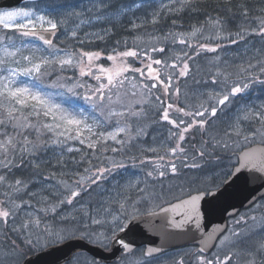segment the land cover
<instances>
[{"label":"snow or ice","instance_id":"snow-or-ice-1","mask_svg":"<svg viewBox=\"0 0 264 264\" xmlns=\"http://www.w3.org/2000/svg\"><path fill=\"white\" fill-rule=\"evenodd\" d=\"M172 2V0H170ZM196 0H179V7H167L161 4V8H166L168 13L179 14L186 8H191L192 11L197 9L194 7ZM118 6V0H107L106 3L102 4L105 9L116 8ZM49 10L47 12L41 8L40 4L37 3L32 8H12L0 10V27L5 30L13 31L17 33L20 37H30L36 41H40L43 45L47 46V49H41L38 45H31V51L28 55H23L24 49L28 48L29 45L22 44L21 47H16L13 43V37L10 35H0V128L4 131L0 132V168L4 170V174H0V186H5L8 191L4 193L6 199L0 200V224L4 228H9V221L12 220V226L10 231L20 234L23 245L27 246L30 250L37 248L41 245V236L39 234L34 235L31 229L39 227L41 219L39 216L34 215L32 211H28L24 217L20 218V222L17 224L16 218L19 213L23 211L22 205H30L32 199L37 197L36 192L26 191L31 183V180H26L24 178H14L13 169L17 171H22L25 168L31 167L34 170L40 168V163L35 161L36 153L41 149V147L46 143L43 139L46 133H51L56 139H52L48 142L52 144H64L68 140H77L80 144H87L89 149H94L97 151H106L103 142L107 140L115 141L117 144H125L129 140L143 134V128H138L135 132V136L132 132V126L127 122L128 118L139 117L144 115L143 107L134 109L133 105H143L145 104L146 97L145 92L149 95L152 94V90L157 88H162L164 95H172V80L173 75L177 69H179L177 79L179 77H186L189 75V61L192 56L188 52H182L175 55L172 63H168L166 60L152 59L147 51L142 53L137 50L129 49L123 52H115L114 54H109L107 60L111 61L110 67H104L96 63L101 56L102 52H83L77 54L73 52H67L63 56H52L49 53L48 56L37 55L38 52L47 51L48 49H54L55 45L53 41L48 38L49 35H54L59 27V25L66 23L67 18H79L83 15L81 11H77L76 5L71 3H60L58 5H45ZM79 7H83L80 5ZM97 4L93 3L92 8H96ZM139 7V5H136ZM63 10V12H61ZM91 11V9H89ZM61 13L65 19L57 20L56 14ZM160 13L156 12L153 14L152 22L156 23L157 18ZM244 15L247 16V10H245ZM96 19L111 21V17L100 15L95 17ZM259 24L257 28L251 29L252 32L264 37V17L258 18ZM88 23L86 20H81V24ZM173 25L177 23L176 20L172 21ZM206 23L215 30L216 36L222 35L223 23L220 19L209 18ZM77 28L80 25H76ZM204 30V25L200 27L193 26L191 32L187 33H169L163 37L164 40L172 38V43L177 42L181 45H185L189 48L195 46V55H199L201 51L215 52L217 48L221 47L220 44L211 46L207 43H193V38L197 37L198 33L202 34ZM247 29L241 28L239 32L235 35L240 39H244V34ZM76 31L71 32L72 37H76ZM216 37H213L215 39ZM235 44L237 41L235 39L230 41ZM11 46V50L9 48ZM152 52L165 51L164 47H153ZM19 55V59H15ZM141 55L148 59L147 64L142 63V67L133 68L127 63L128 57L139 58ZM51 57V58H50ZM86 58V62H85ZM218 60L219 57H216ZM182 66H181V63ZM260 65V74L264 75V61H258ZM13 64L15 65L13 67ZM56 65L59 66V71H64L66 67H74L79 70V77H91L93 80L97 81L95 86L86 85L84 83L73 82L71 77H59L55 80L52 77L56 74ZM155 65V66H154ZM158 66V67H156ZM256 65L249 63L247 68L240 67L238 69L239 74L243 73L246 77H252L248 83H239L234 81L233 86L230 91L224 93L219 92H209L208 99L213 101L214 104L210 108V114L212 116L217 115V106L225 105L226 103H231L230 97H234L237 94L245 92L249 88L250 84L260 83L264 84V80L260 79L259 76L253 75L250 71L255 68ZM51 68V71H45V69ZM147 70V75L145 76V71ZM138 73L142 78L137 83L135 78L129 77L128 73ZM221 73L217 70V75ZM226 75H231L230 73ZM79 77L76 79L78 80ZM45 79L51 81L50 83H45ZM106 80V82H104ZM145 80L155 81L149 85ZM63 81V82H62ZM212 83H217L216 77L213 76ZM227 83V81H225ZM126 84L131 85V89H139L141 99L132 101L126 106H123L122 111H117L111 105L115 103L112 99L113 89L123 88ZM80 89H85L86 94L83 99L87 101L93 108V110H99L100 114L104 116V119L110 120L112 118L116 119L117 126L113 131H99L100 121L92 119V123H88L90 117L87 113L77 107L73 97L80 96ZM180 88H176L175 94L179 95ZM132 96H136L137 92L132 91ZM124 95H127L125 93ZM117 101L120 100V92H116ZM155 99L160 101L157 105L159 112H162L160 119L166 121L168 124L172 125L175 130H169V140H175V144L172 147H164L166 154H170L174 158H179L181 154L184 158H187L186 150L182 146L181 142L185 141L186 134L196 126L204 128L205 126V116L208 115L209 109L204 107L202 103L196 110H188L187 106L174 105L172 103H167L164 106L161 97L156 96ZM105 109L107 112L105 113ZM203 109V110H200ZM173 114L176 118H173ZM51 118L50 122H45L47 118ZM182 117H190L191 122H188ZM199 118V119H197ZM255 120L259 122L260 127L256 128L254 131L250 132L249 135L255 137L257 134L264 136V104L260 106V109L253 110L248 108L242 117L237 120V123L230 129L232 133L236 136H240L242 132L241 121ZM123 124L121 126V122ZM155 123V121H153ZM10 126L12 131L8 132L7 127ZM35 133V139H30L32 133ZM87 133V135H85ZM123 133L126 140L118 139V134ZM63 137V139H60ZM228 132L224 133V136L217 140L213 139V143L217 147H223L225 150L228 148L230 140ZM245 140L248 139L247 136L244 137ZM207 143V142H205ZM68 152H73L74 149L71 147L67 148ZM75 151H80L76 149ZM112 152H117V148H112ZM149 152H157L156 148L147 149ZM201 158L204 157L205 151L198 150ZM28 157L33 159L26 163ZM84 157H82L83 159ZM19 163H16V160ZM63 160V157H61ZM154 164L152 171L147 172V176L152 177L154 172L159 176L163 177L166 172L163 170L165 168L169 169L171 173H177V164L169 160L165 163V155H158L154 160L151 161ZM91 163V162H89ZM111 167H99L95 171L92 168H85L84 172L87 175L76 173L75 175L78 179L73 180L69 183L68 180L59 179L57 180V189L51 193V196L41 195L37 200L40 205L39 212L47 215L49 212H56L57 209L63 205H72L74 201L80 197L88 189L85 185H96L98 181L106 179V173H111L116 169L123 168L122 163H117L109 160ZM239 167L232 172L229 179L238 178V174L245 167H251L258 172L264 173V156L253 158L246 155H241L238 160ZM185 167L197 168L199 165L185 164ZM55 176V173L52 174ZM63 176L64 174L61 173ZM129 188H135L137 192L144 193L145 189L139 188L138 184L135 182L125 185L121 189L120 198L116 200L109 201V204H118L119 211L117 214L109 211L108 208H103L102 211L106 215L112 217V221L116 222L121 219V217H127L128 219H133L128 213V207L130 205L129 197L124 195ZM63 189V191H60ZM28 196L30 199H23L22 195ZM209 193L205 190L201 194L190 195L187 200L181 202V207L185 208V219L180 223L174 222V227H181L182 224L188 221H194L197 228L200 227L199 224V202L202 195H208ZM214 195V194H213ZM55 199V203H53ZM136 201H131L134 205ZM135 211V208H133ZM162 212H166L167 209L161 208ZM88 214L85 213V216ZM62 219H64L62 217ZM241 219H245L241 217ZM254 219V218H253ZM91 223L94 225H101L105 223L104 220L92 218ZM127 227L125 223L124 227H120L117 223L115 228L118 231L123 232ZM72 230L62 229L59 232H51L45 230L43 235L44 243L47 244L50 239L52 240H62L65 233H70ZM240 233L231 232L228 236H224L217 248L227 244L233 243V238L240 236ZM103 234H97V242H103ZM113 239H115V232H113ZM215 237V232H210L205 241L202 242V247L199 249L201 253L205 251L208 246V241H211ZM119 243L123 246L125 251H130L129 244L125 241L120 240ZM22 249L17 243V240L13 239L10 241L9 250L0 253V264H8L13 260L14 257L22 254ZM159 249L149 248L148 253L158 252ZM241 253L236 251H229L228 254L224 255L221 259L218 255H213L208 258L204 255H200L198 259V264H231L234 256H238ZM258 254L264 255V239L258 241L255 245V251L247 250L243 251V255L247 257L244 264H257L256 257ZM178 264H183V260L178 261ZM260 264H264V259L261 260Z\"/></svg>","mask_w":264,"mask_h":264},{"label":"rangeland","instance_id":"rangeland-1","mask_svg":"<svg viewBox=\"0 0 264 264\" xmlns=\"http://www.w3.org/2000/svg\"><path fill=\"white\" fill-rule=\"evenodd\" d=\"M107 0H26L18 6L5 7L4 9L12 8H32L37 3L41 8L47 12L49 9L45 5H58L60 3H71L76 5L77 11H81L83 15L79 18H67L66 23L59 25V34L53 41L55 45L54 49H48L47 51L38 52L37 55L48 56L51 53L52 56H63L67 52H73L79 57L81 51L88 52L84 49V45L90 46L95 41L102 42L107 37L115 35L118 31L124 32L130 28H137L146 24L152 23L153 14L159 12L160 15L157 18V22L160 18L167 16L166 8H161L160 5H166L167 7H179V0H118V6L116 8L105 9L102 7L103 3ZM96 3L97 7L92 8V4ZM83 5V7H79ZM139 5V7H136ZM91 9V11L89 10ZM63 12V10H61ZM104 15L111 17V21L96 19L95 17ZM57 20L65 19L61 13H57ZM81 20H86L88 23L81 24ZM80 25L79 28L76 25ZM3 28L0 27V35H2ZM76 31V37L71 36V32ZM124 32L122 34H124ZM153 41V45L155 46ZM13 43L16 47H21L22 44L29 45L24 49L22 54L28 55L31 51V45H38L41 49H47L46 45L42 42L36 41L30 37H21L13 39ZM236 44V43H235ZM231 44L229 48L222 47L220 51L214 55L215 62L221 64L220 80L216 75H209L208 73L197 72L191 79L185 78L182 81L180 93L177 97L175 93L170 95L172 104L179 106H187L188 110H196L202 103L204 107L209 109L208 115L205 116V126L200 128L194 127L186 134L185 141L181 142L182 146L186 150L187 158L181 154L179 158H174L170 154H166L164 147H172L175 144V140H169V130H175L172 125L166 121L160 119L162 112H159L156 99L151 98L155 94V90H152V94L149 95L145 92L146 103L143 105H133L134 109L143 107L144 115L139 117H131L127 119V122L132 126V132L135 136V132L138 128H143V134L135 136L134 139L129 140L127 143L121 145L115 141H104V147L106 151H97L89 149L87 144H80L77 140H68L64 144H52L48 141L56 139L51 133H46L42 138L46 142L41 149L36 153L34 158L36 162L40 163L41 173L39 176H35L31 179V183L26 191L36 192L38 195L35 199H32L30 205H22L23 211H21L16 218V223L20 222V218L24 217L28 211H32L34 215H37L41 219L39 227H33L31 231L34 235L39 234L41 236V245L37 248L53 244L61 240L50 239L47 244L44 243L43 235L45 230L51 232H59L62 229L72 230L70 233H65V238L74 235L84 236L94 243L105 244L107 243L111 234L117 229L115 224H119L120 227L123 224L122 219L113 222L110 215H106L102 209L108 208L111 211L109 201L120 198L121 189L132 182L138 184L139 188L145 189L144 193L137 192L135 188H129L124 195H140L143 200L147 201L149 206L161 205L165 202L172 201L184 195H187L193 191L209 190L218 187L230 174L233 165L237 161L236 152L240 151L244 147H247L253 143L264 142V136L257 134L255 137L249 135L250 132L260 127L259 122L255 120L241 121L242 132L240 136H236L230 131V129L237 123V120L242 117L244 112L251 108L254 111L260 109V106L264 104V84L251 83L249 88L245 92L237 94L234 97H230L231 103L217 106V115L212 116L210 114V108L214 102L208 99L209 92L224 93L230 91L233 86V82L248 83L252 77H246L245 74L240 73L238 78V69L240 67L247 68L249 63L256 65L255 68L250 71L253 75L259 76L264 80V75L260 74L258 61H264V37L257 35L247 42L242 44ZM78 46V49L77 47ZM103 49H108V44H101ZM11 50V46L9 45ZM120 52V51H116ZM113 53V52H112ZM176 53H172V57H175ZM216 57H219L217 60ZM51 58V57H50ZM19 59V55L15 57ZM167 61V59H166ZM86 62V58H85ZM96 63L103 65L104 67H110L111 61L107 60V57L101 56ZM213 63L210 58L206 59L202 66L205 72H217L218 67ZM15 65L13 64V67ZM182 66V65H181ZM57 69L56 74L52 77L53 80L59 77V66H55ZM73 69L77 72L76 75L70 76L73 78V82L84 83L86 85L97 84V81L91 77H79L78 68L66 67L65 70ZM51 68L45 69V71H51ZM200 71V70H198ZM179 72L177 69L174 73ZM220 72V70H219ZM230 73L231 75H226ZM173 75V82L174 76ZM213 76L216 77L217 83H212ZM79 77L77 80L76 78ZM195 78V80H193ZM141 78H135L138 83ZM227 81V83H225ZM48 79H45V83H50ZM63 82V81H62ZM106 82V80L104 81ZM151 85L152 82H148ZM172 82V83H173ZM173 88V86H172ZM119 91L121 96L117 101L116 92ZM136 91L137 95L132 96L131 92ZM80 96L73 97L77 107L83 109L90 119L88 123H92V119L100 121V126L94 131H113L116 124V119L105 120L104 116L100 114V111L93 110L92 106L83 99L86 94L85 89H80ZM127 93V95H124ZM112 99L115 103L111 105L115 110L122 111L123 106L128 103L141 99L139 89H131L130 84H126L123 88L113 89ZM203 110V109H200ZM107 109H105V113ZM173 114V118H176ZM188 122H191L190 117H182ZM199 119V118H197ZM51 118H47L45 122H50ZM155 121V123H153ZM123 121L121 122V126ZM4 130H0L3 132ZM228 132L231 137L228 141L229 146L225 150L223 147H217L213 143V139H221L224 133ZM35 135V133H34ZM87 135V133H85ZM248 139L245 140L244 137ZM2 138V137H0ZM30 139H35L30 136ZM60 139H63L61 137ZM118 139L126 140L127 138L123 133L118 134ZM207 142V143H205ZM46 146V147H45ZM74 149L73 152H68L67 148ZM112 148H117V152H112ZM156 148L157 152H149L147 149ZM79 149L80 151H75ZM198 150H204L205 155L200 157ZM158 155H165V163L169 160L177 164V173L173 174L167 168L163 169L166 175L161 177L154 172L152 177L147 176L148 171H152L154 164L151 162ZM63 157V160H61ZM82 157H84L82 159ZM2 158V157H0ZM109 160L122 163L123 168L116 169L111 173H106V179H102L97 182L96 185H85L88 189L78 197L72 205L63 204L56 212H49L47 215L39 212L40 205L37 200L41 195L51 196V193L58 187L57 180L64 179L71 183L73 180L78 179L75 175L80 173L87 175L84 172L85 168H92L95 171L99 167H111ZM91 162V163H89ZM46 165L47 169H44ZM197 164L199 167H185L184 165ZM3 170V169H2ZM55 173V176L52 174ZM61 173L64 175L62 176ZM0 174H4L2 171ZM15 178V177H14ZM8 191L5 186H0V200L6 199L4 193ZM63 191V189H60ZM22 195V194H18ZM22 198L30 199L26 195H22ZM55 203V199L52 201ZM111 206V205H110ZM112 212V211H111ZM85 213L88 215L85 216ZM115 214V213H113ZM62 217L64 219H62ZM244 217L245 219H241ZM101 219L105 223L101 225H94L91 223V219ZM254 218V219H253ZM13 221H9V228H5L0 224V241L2 240L3 233L6 237H11L15 232L10 231ZM57 223V225H53ZM231 232L240 233L241 235L233 238L232 244H225L219 248H216L209 256L211 258L214 254L220 256L222 259L224 255L229 251H236L241 253L238 256H234L231 264H244L247 259L243 255V251L251 250L255 251V245L261 239H264V198L260 199L257 204L252 206L249 210L244 211L241 215L232 218L230 221V227L228 231L221 237L219 244L224 236H228ZM18 234V233H17ZM97 234H103L107 237L103 242H97ZM20 235V234H19ZM13 239L9 238V241ZM22 242V239L20 243ZM20 245V248H24ZM218 244V245H219ZM34 249V248H33ZM189 249H181L172 253L173 259L171 262L164 260V264H178V261L183 260V264L188 262ZM24 255L22 254L13 258L15 264L21 261ZM88 258L81 255L78 256V261H85ZM264 259V255L258 254L256 257L257 264H260ZM8 264H12L9 261ZM76 264V262H74Z\"/></svg>","mask_w":264,"mask_h":264},{"label":"water","instance_id":"water-1","mask_svg":"<svg viewBox=\"0 0 264 264\" xmlns=\"http://www.w3.org/2000/svg\"><path fill=\"white\" fill-rule=\"evenodd\" d=\"M23 1L0 0V7L18 6ZM55 35L56 33L49 35L48 38L53 40ZM241 155L253 158L264 156V143H254L237 152V163L228 177L219 187L207 191L208 195H202L199 202V228L194 221H188L179 228L174 227V222L180 223L185 219L186 210L180 206L181 202L187 200L190 195L201 194L204 191L190 193L143 216L130 219L126 222L127 227L123 232L115 233V239L112 235L109 248L92 243L81 236H74L27 255L20 264H64L78 251L88 252L97 262L110 263L119 259L122 251L126 252L119 243L120 240L129 244L130 251L144 245L147 256L188 245H197L200 249L208 234L215 232L216 238L208 241L204 251L209 253L226 231L228 219L264 198V173L245 167L238 174V178L229 179L232 172L239 167L238 160ZM161 208L167 211L162 212ZM148 223H152L151 228L148 227ZM149 248H156L159 251L148 253Z\"/></svg>","mask_w":264,"mask_h":264},{"label":"trees","instance_id":"trees-1","mask_svg":"<svg viewBox=\"0 0 264 264\" xmlns=\"http://www.w3.org/2000/svg\"><path fill=\"white\" fill-rule=\"evenodd\" d=\"M194 7L197 9L196 11H192L191 8H186L178 15L175 13L168 14L160 18V20L156 23H149L144 26H139L137 28H130L125 32L123 30L118 31L115 35L107 37L102 42L95 41L93 44L88 46L84 45V49L88 52H102L103 57H107L109 54H114L116 51H126L129 49L137 50L138 52L142 53L147 51L152 59H161L166 60L170 64L173 62L174 57H172V53H182L188 52L192 59L189 61V75L186 77H179L178 73L174 76V81L172 83V93H175L176 88H180L182 86V81L187 78V80L191 79L197 72L208 73L209 75H216L217 72H205L203 71L202 63L210 58V60L215 63L219 64V62H215L214 55L217 54L222 47L229 48L231 44L230 41L235 39L237 44H242L247 42L249 39L257 36L255 32H252L251 29L257 28L259 24V19L264 17V0H196ZM245 10H247V16L244 15ZM209 18L213 19H220L223 23L222 35L216 36L215 30L209 26L206 21ZM176 20L177 23L173 25L172 21ZM204 25V30L201 33L197 34V37L193 38V43H207L211 46H215L216 44H220L221 47L217 48L215 52H207L201 51L199 55H195L196 48L193 46L189 48L185 45H181L178 42L176 44L172 43V38L164 40L163 37L169 33H187L191 32L193 26L200 27ZM241 28L247 29L244 34V39L240 40L235 34L241 30ZM124 32V34H122ZM2 35H10L13 39L21 38L17 33H14L10 30L3 29ZM213 37H216L213 39ZM153 41L155 42V46L153 45ZM108 44V49H103L104 46H100L101 44ZM78 49V46H76ZM153 47H164L165 51L161 52H152L151 49ZM113 52V53H112ZM127 63L130 64L133 68L142 67L143 64H147L149 61L148 59L141 55L139 58L136 57H128ZM182 65V61L180 62ZM155 66V65H154ZM158 67V66H156ZM218 69L221 73V64L217 65ZM200 70V71H198ZM145 76L147 75V70L144 69ZM59 75L63 77H70L77 74L75 70L72 68L64 71H59ZM130 79L131 78H141L138 73H128ZM220 80V75H216ZM189 78V79H188ZM142 79V78H141ZM195 80V78H193ZM148 82L154 83L155 81L145 80ZM155 90V89H154ZM155 94L152 95L151 98L155 99L156 96L161 97V101H163L164 106L167 103H172L170 96L164 95L162 88H157ZM157 101V100H156ZM157 104H160V101H157ZM0 130H4L0 128ZM7 131L11 132L12 129L10 126L7 127ZM31 137L35 138L34 132L31 134ZM43 139V138H41ZM44 140V139H43ZM46 147V146H45ZM38 155V154H36ZM36 157V156H35ZM33 158L28 157L26 163L31 161ZM16 163H19V160H16ZM44 169H47L46 165ZM40 167L38 170H34L31 167L25 168L22 171H17L13 169L14 177L15 178H24L26 180H31L35 176H39L41 173ZM4 171L0 168V173ZM57 225V223L53 224ZM16 235H19L16 233ZM21 241L18 240L17 243L19 244ZM21 246L24 248V253L29 254L36 249H29L27 246L20 243Z\"/></svg>","mask_w":264,"mask_h":264},{"label":"flooded vegetation","instance_id":"flooded-vegetation-1","mask_svg":"<svg viewBox=\"0 0 264 264\" xmlns=\"http://www.w3.org/2000/svg\"><path fill=\"white\" fill-rule=\"evenodd\" d=\"M127 196L129 197V201H130V205L128 207V213L132 217L143 216L144 214L148 213L149 211L155 210L158 207H160L161 205H163V204H161V205H156V206H149L147 204V201L143 200L140 197V195H133V194L131 195L130 194ZM131 201H136V203L134 205H132ZM108 206L110 207V209L113 213H115V214L118 213V211H119L118 204H109ZM133 208H135V211H133ZM249 209L250 208H248L246 210H249ZM246 210H244V211H246ZM244 211H241L238 214V216L241 215ZM121 219L123 221V224L121 227H124L125 223L130 220L126 216L121 217ZM230 221H231V219L229 220L228 229L230 227ZM147 225L149 228L152 227V223H148ZM3 231H5V228ZM116 232H118V230L115 231V233ZM112 235H113V233L111 234V236ZM111 236L109 237L107 243L101 244V245L105 246L106 248H109ZM9 238L15 239L17 241L21 239L20 235L13 234V236H11V237H6L5 233H3L2 240L0 241V253L9 250V244H10ZM220 239H221V237H220ZM219 240L217 241L216 245L219 244L218 243ZM216 245L213 248V250L210 251L209 253H201L199 251L197 245H189V246H185V247L170 249V250L164 251L162 253H159L156 255H151V256H147L145 254V246L142 245V246L135 247L134 249H132L129 252H125V253L121 252L119 259L114 260L110 263L97 262L94 259V257H92L89 253L84 252V251H78V252L74 253L71 260L65 264H74V262H76V264H164V260H165V262L166 261H169V262L172 261L173 258L169 255H171L175 251L181 250V249H189L190 250V252L188 254V262L186 264H198L199 256L204 255V256L209 258L210 254L217 248ZM81 255L87 257L88 259L85 261H82V262L78 261L77 258H78V256H81ZM26 256H27V254H24L21 261H19L17 264H20Z\"/></svg>","mask_w":264,"mask_h":264}]
</instances>
